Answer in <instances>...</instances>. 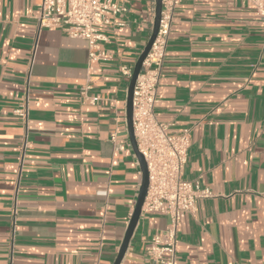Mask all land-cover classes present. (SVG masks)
I'll use <instances>...</instances> for the list:
<instances>
[{
	"label": "crops",
	"instance_id": "1",
	"mask_svg": "<svg viewBox=\"0 0 264 264\" xmlns=\"http://www.w3.org/2000/svg\"><path fill=\"white\" fill-rule=\"evenodd\" d=\"M38 3L0 0V264H113L141 182L119 67H134L154 7L132 0L93 61L86 41L39 29ZM33 51L23 149L13 112ZM154 113L190 129L182 179L211 193L181 215L175 264H264V19L241 0H183ZM168 225L140 214L120 264H153L145 243Z\"/></svg>",
	"mask_w": 264,
	"mask_h": 264
},
{
	"label": "built area",
	"instance_id": "2",
	"mask_svg": "<svg viewBox=\"0 0 264 264\" xmlns=\"http://www.w3.org/2000/svg\"><path fill=\"white\" fill-rule=\"evenodd\" d=\"M132 0H39L36 18L40 28H57L66 36L86 41L93 61L107 60L108 56L95 52L100 43L108 41L104 29L121 27L117 18L125 15ZM183 0H161L160 18L156 37L142 63L132 95V128L138 152L143 156L148 174L146 196L141 208L143 214L164 215L169 225L160 234L145 243V254L153 264H175L177 226L183 213L192 214L199 199L211 193L197 182L182 179V171L188 159L191 143L190 129L173 130L169 123L156 119L154 107L164 64L170 27L176 8ZM256 15L264 19V0H241ZM154 7V0H151ZM153 18L151 21L153 22ZM31 56L25 78L24 96L13 114L24 122L23 149L28 146V81L33 64ZM133 67H119L121 77L130 80ZM89 86L82 89V97L94 104L96 96L86 95ZM116 137L111 134V140ZM106 196V191H103ZM104 212V211H103ZM12 263L10 257L9 263Z\"/></svg>",
	"mask_w": 264,
	"mask_h": 264
},
{
	"label": "water",
	"instance_id": "3",
	"mask_svg": "<svg viewBox=\"0 0 264 264\" xmlns=\"http://www.w3.org/2000/svg\"><path fill=\"white\" fill-rule=\"evenodd\" d=\"M160 10H161V0H154V18H153V24H152V30L150 33V36L148 38V41L146 45L144 46L142 52L140 53L138 59L136 60L131 78L129 80L128 89H127V97H126V125H127V132L129 137V142L132 148V151L138 161L140 172H141V182L138 189V195L136 199V203L132 212V215L130 217L129 223L127 225L122 243L120 245V248L118 250L117 256L113 262V264H120L124 253L128 247V243L130 241V238L133 234V231L136 227V224L139 220L140 214H141V208L144 202V198L146 196L147 192V186H148V174H147V168L146 163L144 161L143 156L138 152L135 138L133 135V128H132V95H133V88L136 81V78L141 70L142 63L151 47V44L153 43L157 30H158V24H159V18H160Z\"/></svg>",
	"mask_w": 264,
	"mask_h": 264
}]
</instances>
